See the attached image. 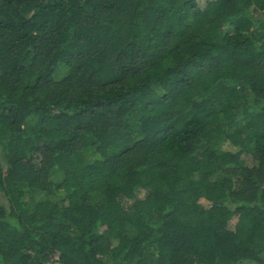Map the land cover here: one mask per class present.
Masks as SVG:
<instances>
[{"label": "trees", "instance_id": "trees-1", "mask_svg": "<svg viewBox=\"0 0 264 264\" xmlns=\"http://www.w3.org/2000/svg\"><path fill=\"white\" fill-rule=\"evenodd\" d=\"M0 264H264V0H0Z\"/></svg>", "mask_w": 264, "mask_h": 264}, {"label": "rangeland", "instance_id": "rangeland-1", "mask_svg": "<svg viewBox=\"0 0 264 264\" xmlns=\"http://www.w3.org/2000/svg\"><path fill=\"white\" fill-rule=\"evenodd\" d=\"M61 71H63V69H62V68L60 69L59 73H61ZM201 202H202L203 204H205V203H206L204 200H201Z\"/></svg>", "mask_w": 264, "mask_h": 264}]
</instances>
